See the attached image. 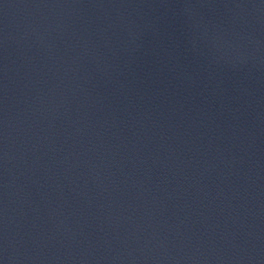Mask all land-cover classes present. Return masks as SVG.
Returning <instances> with one entry per match:
<instances>
[{
	"label": "water",
	"instance_id": "obj_1",
	"mask_svg": "<svg viewBox=\"0 0 264 264\" xmlns=\"http://www.w3.org/2000/svg\"><path fill=\"white\" fill-rule=\"evenodd\" d=\"M0 264H264V0H0Z\"/></svg>",
	"mask_w": 264,
	"mask_h": 264
}]
</instances>
